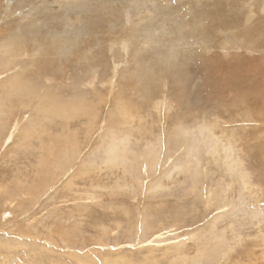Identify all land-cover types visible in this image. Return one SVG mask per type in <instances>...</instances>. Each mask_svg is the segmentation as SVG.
<instances>
[{"label":"rangeland","instance_id":"1","mask_svg":"<svg viewBox=\"0 0 264 264\" xmlns=\"http://www.w3.org/2000/svg\"><path fill=\"white\" fill-rule=\"evenodd\" d=\"M0 36V264H264V0H0Z\"/></svg>","mask_w":264,"mask_h":264},{"label":"bare ground","instance_id":"2","mask_svg":"<svg viewBox=\"0 0 264 264\" xmlns=\"http://www.w3.org/2000/svg\"><path fill=\"white\" fill-rule=\"evenodd\" d=\"M133 1H134V3H135V0H133ZM20 4H21V1H20ZM136 5H137V3H136ZM142 10H143V9H142ZM45 21H46V20H45ZM27 24H28V23H27ZM19 29H20V28H19ZM146 32H147V31H146ZM14 34H15V33H14ZM42 34H43V33H42ZM132 34H133V33H132ZM10 35H11V34H10ZM43 35H45V34H43ZM48 36H50V35H48ZM14 37H15V36H14ZM22 37H23V36H22ZM41 37H43V36H41ZM46 37H47V36H46ZM0 38H1V36H0ZM2 38H3V37H2ZM4 38H5V37H4ZM9 38H10V37H9ZM11 38H12V37H11ZM16 38H17V37H16ZM16 38H15V39H16ZM39 38H40V37H39ZM205 38H206V37H205ZM13 39H14V38H13ZM15 39H14V42H15ZM19 39H21L20 36H19ZM19 39H18V40H19ZM37 39H38V38H37ZM52 39H53V38H52ZM3 40H4V39H3ZM5 40H6V39H5ZM24 40H25V39H24ZM56 40L58 41V38H57ZM0 41H1V40H0ZM26 41H27V40H26ZM36 41H37V40H36ZM38 41H39V40H38ZM60 41H61V40H60ZM16 42H17V41H16ZM19 42H20V41H19ZM54 42H55V41H54ZM58 42H59V41H58ZM4 43H6V45H7V42H4V41H3V44H4ZM10 43H13V42H10ZM26 43H27V42H26ZM26 43H25V44H26ZM38 43H39V42H38ZM40 43H41V42H40ZM44 43H45V42H44ZM50 43H51V42H50ZM59 43H60V42H59ZM145 43H146V42H145ZM16 44L18 45V43H16ZM16 44H15V45H16ZM20 44H21V42H20ZM20 44H19V45H20ZM11 45H12V44H11ZM19 45H18V46H19ZM56 45H57V44H56ZM0 46H2V47H1V49H2L3 46H4V45H2V42H1V45H0ZM20 46H21V45H20ZM42 46H43V45H42ZM45 46H47V45H45ZM45 46H44V47H45ZM50 46H51V48L54 47L53 45H50ZM12 47H13V46H12ZM22 47H23V46H22ZM45 48H46V47H45ZM1 49H0V50H1ZM8 49H9V51H11V50H10V47H8ZM8 49L6 48V50H8ZM18 49H19V48H18ZM48 49H49V48H48ZM52 49H53V48H52ZM1 51H2V50H1ZM4 51H5V50H4ZM14 51H15V50H14ZM16 51H17V50H16ZM16 51H15V53H13V54H16ZM50 51H51V50H50ZM50 51H49V52H50ZM5 52H6V51H5ZM7 52H8V51H7ZM7 52H6V53H7ZM6 53H5V54H6ZM8 53L11 54V52H8ZM8 53H7V54H8ZM55 53H56V52H55ZM13 54H12L11 56H13ZM48 54H49V53H48ZM3 55H4V52H3ZM8 55H9V54H8ZM8 55H7V56H8ZM49 55H50V54H49ZM11 56H10V57H11ZM14 56H15V55H14ZM14 56H13V57H14ZM18 56H19V54H18ZM85 56H86V55H85ZM85 56H84V57H85ZM10 57H9V59H10ZM24 57H25V56H24ZM14 58H16V61H17V57H14ZM27 59H29V58H28V57L26 58V62H27ZM13 60H14V59H13ZM14 61H15V60H14ZM23 61H24V59H23ZM28 61H29V60H28ZM15 63H16V62H15ZM20 63H21V62H20ZM40 63H41V62H40ZM12 64H13V62H12ZM12 64H11V65H12ZM17 64H18V62H17ZM4 65H5V63H4ZM15 65H16V64H15ZM19 65H20V64H19ZM16 66H17V65H16ZM42 67H43V63H42ZM10 70H12V69H10ZM117 72H119V71H117ZM157 75H158V74H157ZM137 76H138V75H137ZM17 81H18V80H17ZM18 83H19V85H21L20 82H18ZM114 83H115V82H114ZM13 84H14V82H13ZM23 84H24V83H23ZM23 84H22V85H23ZM139 84H140V83H139ZM143 84H144V83H143ZM30 85H31V84H30ZM97 85H98V84H97ZM109 85H110V84H109ZM16 86H17V85H16ZM25 86H26V84H25ZM36 86H37V85H35V87H36ZM93 86L95 87L96 84H93ZM106 86H108V84H106ZM111 86H112V85H111ZM111 86L108 87V88L111 89ZM137 86H138V85H137ZM142 86H144V85H142ZM8 87H9V86H8ZM11 87H12V86H11ZM13 87H14V85H13ZM29 87H31V86H29ZM132 87H133V86H132ZM135 87H136V86H135ZM139 87H140V86H139ZM144 87H145V86H144ZM9 88H10V87H9ZM25 88H28V86H26ZM91 88H92V87H91ZM105 88H106V87H105ZM140 88H141V87H140ZM29 89H30V88H29ZM29 89H27V90H29ZM98 89H99V88H98ZM145 89H146V87H145ZM17 90H19V89L17 88ZM31 90H32V89H31ZM43 90H44V89H43ZM43 90H42V91H43ZM45 90H46V89H45ZM100 90H102V89H100ZM35 91H36V90H35ZM37 91H40V89H39V90L37 89ZM42 91H41V92H42ZM29 92H32V91H29ZM46 92H47V91H46ZM46 92H45V93H46ZM142 92H144V91H142ZM148 92H149V91H148ZM20 93H21V92H20ZM26 93H28V92H26ZM150 93H151V90H150ZM42 94H44V92H43ZM48 94H50V93H48ZM32 95L34 96V95H36V93H35V94L33 93ZM37 95L39 96L40 94H37ZM44 95H45V94H44ZM148 95H149V94H148ZM152 95H153V94H152ZM19 96H20V95H19ZM27 96H29V95H26V94H25V96H24V94H23V97H25V99H26ZM33 96H32V97H33ZM38 96H37V97H38ZM51 96H52V95H51ZM97 96H98V94H97ZM119 96H120V95H119ZM146 96H147V95H146ZM153 96H154V95H153ZM20 97H21V96H20ZM23 97H22V98H23ZM40 97H41V96H40ZM42 97L44 98V96H42ZM45 97H46V96H45ZM22 98H21V100H20L19 98H18V99H19L20 102H21L20 104L24 106L25 103L23 104L22 101L24 102V101H26V100H22ZM43 98H42V99H43ZM151 98H152V97H151ZM35 99H36V98H35ZM42 99H41V100H42ZM45 99L48 101L47 97H46ZM28 100H29V98H28ZM31 100H32V102H33V99H31ZM49 100H51V98H49ZM30 102H31V101L29 100V103H30ZM94 102H95V101L93 100V103H94ZM124 102H125V101H124ZM16 103H18V101H17ZM80 103H81V102H80ZM121 103H122V102H121ZM13 104H15V103H13ZM27 104H28V103H27ZM47 104H48V103H47ZM72 104H73V103H72ZM81 104H82V103H81ZM171 104H172V103L170 102V100L166 97V98H163L162 100H160L159 102H157V103H156L157 106H155V107H156V110L158 111V113H163V115L166 116V115H167V112L169 111V113H170V110L172 109V105H171ZM21 105H20V106H21ZM66 105H68V104H66ZM66 105H65V106H66ZM70 105H71V104H70ZM94 105H96V103H94ZM2 106H3V105H2ZM27 106H29V105H27ZM32 106H33V105H32ZM47 106H48V105H47ZM54 106H55V105H54ZM78 106H79V105H78ZM81 106H82V105H81ZM126 106H127V105H126ZM0 107H1V106H0ZM45 107H46V105L44 104L43 108H45ZM61 107H62V105H61ZM95 107H96V106H95ZM155 107H154V108H155ZM72 108L75 110V113H78V112H81V111H82V110H81V107H80V108L78 107L79 109H78V108L76 109V107L73 105ZM72 108H71V109H72ZM119 108L122 109V108H125V107H124L123 105H120ZM13 109H14V108H13ZM13 109H11V110H13ZM40 109H41V108H40ZM48 109H50V108L48 107ZM48 109H46V110L48 111ZM64 109H65V108H64ZM90 109H91V108H90ZM121 109H120V110H121ZM126 109H127V108H126ZM56 110H58V109H57V108H56L55 110H54V109H50V111H48V112L46 111V112L50 114V113H52V112H55ZM74 110H73V111H74ZM123 110H125V109H123ZM64 111H65V110H64ZM166 111H167V112H166ZM12 112H13V111H12ZM42 112L44 113L45 111H42ZM46 112H45V113H46ZM123 112H125V111H123ZM123 112H122V115H123ZM3 113H6V112H4L3 110H1V114H3ZM45 113H44V114H45ZM56 113H57V112H56ZM73 113H74V112H73ZM120 113H121V111H120ZM6 114H7V113H6ZM11 114H12V113H11ZM124 114H125V113H124ZM64 115H65V114H64ZM114 115H115V114H114ZM129 115H130V114H129ZM160 115L162 116V114H160ZM50 116H51V115H50ZM50 116H49V118H50ZM54 116H55V115H54ZM57 116H58V114H57ZM119 116H120V115H119ZM119 116H118V117H119ZM123 116H124V115H123ZM58 117H59V116H58ZM62 117H63V116H62ZM127 117H128V116H127ZM167 117H168V116H167ZM1 118H2V116H0V121H1ZM46 118H47V115H46ZM63 118H64V117H63ZM122 118H123V117H122ZM124 118H126V115H125ZM158 118H159V117H158ZM2 119H5V117L2 118ZM5 120L7 121V118H6ZM5 120H4V121H5ZM142 120H143V119H142ZM105 121H106V120H105ZM19 122H20V121H19ZM93 122H94V121H93ZM106 122H107V121H106ZM161 122H163V119L161 120ZM1 123H2V122H1ZM1 123H0V128H1ZM164 123H165V122H164ZM2 124H4V123H2ZM91 125H92V124H91ZM4 126H6V125H4ZM161 126H162V125H161ZM17 127H18V126H17ZM3 128H4V127H3ZM104 128H105V127H104ZM105 129H106V128H105ZM16 130H17V129H16ZM31 131H32V130H31ZM33 132H34V131H33ZM14 133H15V130L12 131L11 136L15 135ZM29 134H30V133H29ZM31 135H32V132H31ZM127 136H128V135H127ZM45 138H46V137H45ZM109 141H110V139H109ZM157 141H158V140H157ZM149 142H150V141H149ZM158 142H159V141H158ZM31 143H32V142H31ZM113 143H114V142H113ZM113 146H114V145H112L111 147H113ZM116 146H117V145H116ZM217 148H218V147H217ZM108 150H109V149H108ZM121 151H122V150H121ZM112 153H114V154H113L114 157L110 158L109 161H110V162H111V161H115V162H116V160L119 159V158H118V157H119V154H118V153H121V152H120V151L118 150V148L116 147V148L113 149ZM122 156H123V155H122ZM73 158H74V156H73ZM125 158H126V157H125ZM71 159H72V158H71ZM69 160H70V159H69ZM69 160L67 161V162H68V167H71V162H70ZM76 160H77V159H76ZM66 165H67V164H66ZM109 165H110V164H109ZM38 167H39V166H38ZM37 187H38V186H37ZM38 188H39V187H38ZM36 192L39 193L40 190H38V191H36ZM31 195L33 196V199H37V198L35 197V194H31ZM36 195H37V193H36ZM38 195L40 196V194H38ZM38 195H37V197H38ZM91 197H92V196H91ZM81 199H82V198H81ZM88 200H89V199H88ZM9 202H10V201H9ZM11 203H12V202H11ZM12 204H14V203H12ZM6 205H7V204H6ZM10 206H11V205H10ZM20 232H21V231H20ZM22 234H23V232H21L20 235L23 236ZM31 237H32V236H31ZM33 240H34V239H33ZM16 246H17V244H16ZM10 247H13V245L10 246ZM83 260H84V259H83ZM84 261H85V260H84ZM109 262H110V261H109ZM79 263H80V262H79ZM106 263H107V262H106ZM113 263L116 264L115 262H113ZM84 264H85V263H84ZM108 264H109V263H108Z\"/></svg>","mask_w":264,"mask_h":264}]
</instances>
